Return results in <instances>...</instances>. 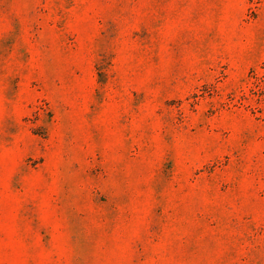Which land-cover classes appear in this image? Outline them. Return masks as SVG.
<instances>
[{
    "label": "rangeland",
    "instance_id": "rangeland-1",
    "mask_svg": "<svg viewBox=\"0 0 264 264\" xmlns=\"http://www.w3.org/2000/svg\"><path fill=\"white\" fill-rule=\"evenodd\" d=\"M0 264H264V0H0Z\"/></svg>",
    "mask_w": 264,
    "mask_h": 264
}]
</instances>
